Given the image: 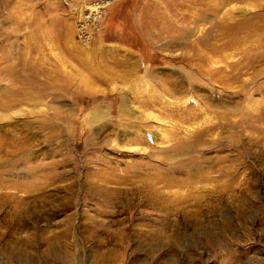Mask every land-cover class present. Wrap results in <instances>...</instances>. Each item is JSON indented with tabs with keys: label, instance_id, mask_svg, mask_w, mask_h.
Instances as JSON below:
<instances>
[{
	"label": "rangeland",
	"instance_id": "obj_1",
	"mask_svg": "<svg viewBox=\"0 0 264 264\" xmlns=\"http://www.w3.org/2000/svg\"><path fill=\"white\" fill-rule=\"evenodd\" d=\"M0 264H264V0H0Z\"/></svg>",
	"mask_w": 264,
	"mask_h": 264
},
{
	"label": "built area",
	"instance_id": "obj_2",
	"mask_svg": "<svg viewBox=\"0 0 264 264\" xmlns=\"http://www.w3.org/2000/svg\"><path fill=\"white\" fill-rule=\"evenodd\" d=\"M99 11V5L98 3H89L87 4L86 8H85V13L83 14L82 18L84 20V25L89 26L91 24V26L93 25L92 23L95 22V25L93 26V30L97 31L99 30V23L97 22V18L96 15ZM106 14V12H105ZM83 25V26H84Z\"/></svg>",
	"mask_w": 264,
	"mask_h": 264
},
{
	"label": "bare ground",
	"instance_id": "obj_3",
	"mask_svg": "<svg viewBox=\"0 0 264 264\" xmlns=\"http://www.w3.org/2000/svg\"><path fill=\"white\" fill-rule=\"evenodd\" d=\"M251 33H253L252 30L248 31L246 34L249 35V34H251Z\"/></svg>",
	"mask_w": 264,
	"mask_h": 264
}]
</instances>
